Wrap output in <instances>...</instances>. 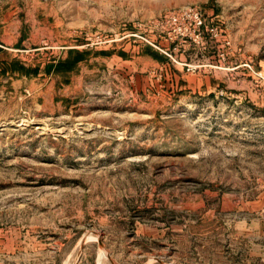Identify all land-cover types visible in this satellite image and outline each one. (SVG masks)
<instances>
[{"label": "rangeland", "instance_id": "374dc122", "mask_svg": "<svg viewBox=\"0 0 264 264\" xmlns=\"http://www.w3.org/2000/svg\"><path fill=\"white\" fill-rule=\"evenodd\" d=\"M0 264H264V0H0Z\"/></svg>", "mask_w": 264, "mask_h": 264}, {"label": "built area", "instance_id": "2783aa9c", "mask_svg": "<svg viewBox=\"0 0 264 264\" xmlns=\"http://www.w3.org/2000/svg\"><path fill=\"white\" fill-rule=\"evenodd\" d=\"M152 25L174 43H204L208 37L221 36L224 44H231L230 39L224 37L225 28L214 18L208 20L204 11L195 6L166 11L152 21Z\"/></svg>", "mask_w": 264, "mask_h": 264}]
</instances>
